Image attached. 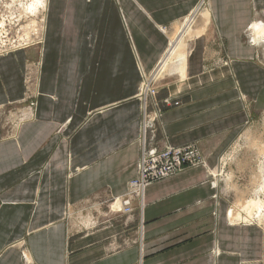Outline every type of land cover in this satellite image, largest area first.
<instances>
[{"label": "crops", "instance_id": "0c3cea01", "mask_svg": "<svg viewBox=\"0 0 264 264\" xmlns=\"http://www.w3.org/2000/svg\"><path fill=\"white\" fill-rule=\"evenodd\" d=\"M200 1L44 0L40 42L0 55V264H264L263 226L232 222L217 180L264 113V41L251 32L264 0H207L183 74L159 78L147 108L158 146L196 144L203 163L146 185L130 213L106 207L137 174L143 79ZM31 65L35 115L9 137Z\"/></svg>", "mask_w": 264, "mask_h": 264}, {"label": "built area", "instance_id": "2783aa9c", "mask_svg": "<svg viewBox=\"0 0 264 264\" xmlns=\"http://www.w3.org/2000/svg\"><path fill=\"white\" fill-rule=\"evenodd\" d=\"M29 1L0 0V55L26 47L33 42H40L43 31L44 0L43 8L36 16L39 21V25L36 26L37 32L31 27L24 28L22 18L16 17V12L12 14L13 8H21ZM155 70L151 75L144 77L139 95L143 103V113L141 116V153L137 166V174L129 181L127 192L122 197L110 198L107 201L106 207L108 211L114 213L132 212L134 210L133 201H141L145 186L151 182L176 174L185 167L197 166L203 163L202 153L196 144L173 147L170 145L158 146L154 142L153 126L156 113L151 116L147 108L154 101L153 98L158 89V79H154ZM24 80L26 91L22 103L8 109L2 122L4 134L9 137L15 136L20 123L32 119L35 115L37 96L35 88L36 73L32 65L27 66ZM153 104H155V101ZM116 202H118L119 206L114 208ZM21 247H23L22 243ZM22 253L23 259L26 260L24 251Z\"/></svg>", "mask_w": 264, "mask_h": 264}, {"label": "rangeland", "instance_id": "374dc122", "mask_svg": "<svg viewBox=\"0 0 264 264\" xmlns=\"http://www.w3.org/2000/svg\"><path fill=\"white\" fill-rule=\"evenodd\" d=\"M31 2L32 0H30V2L21 8H13L12 14L16 12V17L22 18V24H24V28H27L28 26L33 30L35 29V32H37L36 26L39 25V21L38 17L36 16L42 9L33 11V9H30L29 6ZM206 3L207 0H201L197 7L202 5L205 7ZM180 22L174 24L175 26L173 30L176 29V27H179ZM262 54H264L263 50ZM172 71L174 70L169 72ZM159 78L156 77L155 79L159 80ZM263 147L264 113L255 112L252 118L243 128L235 144L221 161V164L217 170L219 189L229 198L231 203L230 210H234V208L238 205L237 203L240 204L242 200L250 199L254 196L259 197L264 202V190H262V193L260 188L261 169L264 164V153L262 150ZM254 222H259L264 228V215H262L260 220L254 218Z\"/></svg>", "mask_w": 264, "mask_h": 264}, {"label": "bare ground", "instance_id": "6f19581e", "mask_svg": "<svg viewBox=\"0 0 264 264\" xmlns=\"http://www.w3.org/2000/svg\"><path fill=\"white\" fill-rule=\"evenodd\" d=\"M43 5V0H32V2L29 4L30 9H33V11L42 9ZM202 6L196 7L189 16L184 18L185 21L182 20L179 23V27H176V29L169 33V47L162 59L160 60L157 69L155 70L154 79L156 77L161 78L171 70L183 74L182 71L184 68L185 57L187 52V41L192 38L194 33L199 32V30L194 28V26H196V23L198 21L208 20V10L206 6ZM251 32L253 33L255 40L264 41V23L261 20H257L253 23L251 27ZM262 150L264 153V147ZM260 183L259 184L262 192V190H264V164L261 169ZM117 203L118 202H116L115 205L118 207L119 205ZM237 204L238 205L234 208V210H229V216L232 222H254V218L260 220L262 215H264V202L259 197L254 196L250 199H244L240 204Z\"/></svg>", "mask_w": 264, "mask_h": 264}]
</instances>
